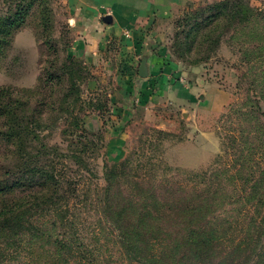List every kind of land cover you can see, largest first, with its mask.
<instances>
[{
    "label": "rangeland",
    "instance_id": "374dc122",
    "mask_svg": "<svg viewBox=\"0 0 264 264\" xmlns=\"http://www.w3.org/2000/svg\"><path fill=\"white\" fill-rule=\"evenodd\" d=\"M208 1L185 7L166 26L161 46L175 67L176 82L161 88L148 108L140 106L141 90L127 87L134 76L125 74L130 60L119 41L109 42L92 58L77 56L74 42L80 34L68 24L66 0H47L50 33L40 25L36 6L10 37L0 55V86L41 91L40 74L45 61L55 57L54 49L61 58H79L86 78L79 84L77 113L86 138L77 144L72 134H64V119L43 132L47 143L60 146L67 155L78 153L83 161L55 159L62 176L70 174L74 183H62V204L34 214L35 226L17 237L6 264H264V219L246 212L244 200L237 196L245 178L214 176L227 169L230 176L240 167L226 143L232 134L239 145L241 129H247L239 114L255 94L249 80L240 83L247 66L239 60L242 49L255 42L227 35L211 58L197 65L175 53V22L188 11L221 0ZM13 2L0 0V17L8 14ZM249 3L264 10V0ZM48 34L53 49L46 43ZM182 76L185 81L178 82ZM190 83L200 87L193 89L195 100ZM261 163L264 167V156ZM113 164L119 169L107 183L106 167ZM260 172L258 168L246 184L247 193L255 181L264 193ZM210 184H223V191L214 192ZM146 209L150 217L143 220ZM258 222L260 229L254 234ZM213 234V244L206 245L203 240ZM128 242L133 245L128 247Z\"/></svg>",
    "mask_w": 264,
    "mask_h": 264
},
{
    "label": "trees",
    "instance_id": "16d2710c",
    "mask_svg": "<svg viewBox=\"0 0 264 264\" xmlns=\"http://www.w3.org/2000/svg\"><path fill=\"white\" fill-rule=\"evenodd\" d=\"M13 4L7 15L0 17V55L11 42L10 37L26 24L36 6L40 8L39 22L43 30L48 33L51 30V10L47 0H14ZM175 25V53L184 60L191 58V65L209 60L227 35L232 40L255 42L248 49H242L239 60L247 66L240 83L243 86L249 80L250 89L255 94V100L248 98L249 106H244L239 114L247 129H241L239 145L237 136L232 134L226 143L236 155L235 164L239 163L240 167L230 176V169L219 171L214 176L221 179L228 175L227 180L235 179L237 175L245 178L246 183L241 185L237 196L240 201L244 200L242 205L246 212H257L263 221L264 193L260 191L261 185L255 181L250 186V193L245 186L258 168L260 176L264 177L261 163L264 156V10L254 9L249 0H221L186 12ZM51 38L48 34L46 43L53 49L56 46L51 45ZM54 51L55 57L45 61L40 74L41 91L0 86V264H6V257L15 251L17 237L31 232L35 226L34 214L40 210H52L64 200V194H59L62 183L73 185L74 178L70 174L63 177L55 159L65 156L78 163L83 161L78 153L67 155L62 153L60 146L44 140L43 132L57 126L63 119L68 123V127L63 129L64 134H72L77 144L86 138V130L81 129L83 119L77 113L78 102L81 101L79 84L86 78L83 66L79 58L68 54L61 58L58 49ZM192 53L196 55L193 59L189 55ZM118 167V164L107 165V183L111 182ZM209 186L219 193L224 185ZM149 212L146 209L142 214L143 220L150 217L147 215ZM260 223L256 224L258 228L254 234L260 229ZM214 239V234L207 235L203 241L209 245ZM128 243V247L133 245ZM66 264L70 263L67 261Z\"/></svg>",
    "mask_w": 264,
    "mask_h": 264
},
{
    "label": "crops",
    "instance_id": "0c3cea01",
    "mask_svg": "<svg viewBox=\"0 0 264 264\" xmlns=\"http://www.w3.org/2000/svg\"><path fill=\"white\" fill-rule=\"evenodd\" d=\"M198 1L207 0H66L68 24L80 34L74 42L76 54H87L92 58L109 42L119 41L129 54L125 56L130 60L125 74L133 73L134 76L127 87L141 90L140 106L148 108L151 99L159 95L161 88L165 89L176 82L173 79L175 67L170 65L166 50L161 46L166 26L182 9ZM128 32L130 34L125 35ZM33 41L34 37L30 35L29 44ZM144 60L148 74L142 77L139 72L136 77V68L140 69ZM180 80L185 81V78L178 77L177 81ZM190 84L193 100V89L199 90L200 87Z\"/></svg>",
    "mask_w": 264,
    "mask_h": 264
},
{
    "label": "water",
    "instance_id": "95a60500",
    "mask_svg": "<svg viewBox=\"0 0 264 264\" xmlns=\"http://www.w3.org/2000/svg\"><path fill=\"white\" fill-rule=\"evenodd\" d=\"M140 76L146 77L148 72H147V67H146V60L142 61V64L139 69Z\"/></svg>",
    "mask_w": 264,
    "mask_h": 264
}]
</instances>
